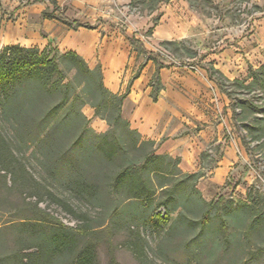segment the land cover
Instances as JSON below:
<instances>
[{
    "label": "rangeland",
    "instance_id": "obj_1",
    "mask_svg": "<svg viewBox=\"0 0 264 264\" xmlns=\"http://www.w3.org/2000/svg\"><path fill=\"white\" fill-rule=\"evenodd\" d=\"M153 2L0 0V29L11 43L51 48L58 57L78 52L89 66L101 67L114 93L131 89L134 76L143 75L146 117L175 101L189 103L194 123L184 132L193 137L191 156L168 152L166 136L155 140V149L178 158L183 173L196 175L185 187L195 183L206 201L223 197L226 228L213 223L200 235L197 226L172 229L170 223L147 220L141 208L117 207L122 194L110 185L114 195L104 206L72 200L89 216L86 231L49 197L37 207L29 185L15 183L0 157V264H25L27 253L37 244L50 249L55 230L63 228L76 251L95 247L98 264H264V87L252 85L249 77L250 68L264 62L237 69L235 78L225 63L234 52L247 60L245 45L264 44L259 34L264 0H158L151 9ZM83 112L95 132L108 130L90 104ZM132 113L123 101V118L139 131L129 119ZM19 157L44 183L51 182L33 150ZM146 212L165 209L152 206ZM133 230L144 246L139 252L131 247ZM72 253L58 255L53 264H72Z\"/></svg>",
    "mask_w": 264,
    "mask_h": 264
},
{
    "label": "trees",
    "instance_id": "obj_2",
    "mask_svg": "<svg viewBox=\"0 0 264 264\" xmlns=\"http://www.w3.org/2000/svg\"><path fill=\"white\" fill-rule=\"evenodd\" d=\"M153 1L151 9L158 0ZM249 77L252 85L264 87V64L250 68ZM129 86L124 93L112 92L105 85L101 67L89 66L74 50L58 57L47 47L4 46L0 51L3 169L13 175L15 183L29 185L38 199L37 207L49 197L80 219L86 231L91 228L89 216L72 200L104 206L114 195L110 185L122 194L117 207L141 208L147 220L170 223L172 229L197 226L200 235L213 223L225 229L223 197L206 201L195 183L185 187L196 175L183 173L176 164L178 158L157 153L155 140L144 138L123 118L122 105ZM87 104L95 109V116L107 121L108 130L97 133L90 127V119L83 112ZM29 150H33L50 183H44L21 161L19 155ZM152 206L155 211L164 208L165 213L150 215L146 211ZM133 232L131 247L139 252L144 248L140 232ZM74 243L68 230L57 229L50 249L47 243L37 244L26 254L25 264H53L65 251L74 252L72 264H98L94 246L86 244L76 251ZM70 245L74 247L69 250Z\"/></svg>",
    "mask_w": 264,
    "mask_h": 264
},
{
    "label": "crops",
    "instance_id": "obj_3",
    "mask_svg": "<svg viewBox=\"0 0 264 264\" xmlns=\"http://www.w3.org/2000/svg\"><path fill=\"white\" fill-rule=\"evenodd\" d=\"M262 21V20H261ZM259 21V22H261ZM47 21L45 22V24ZM47 25V24H46ZM264 27V20L263 25ZM4 27L0 29V51L9 44H15V42H9L6 40ZM259 34H264V30H260ZM245 55L248 56L247 60L243 58L244 53H233V57H230L226 63L227 73L231 77H237L240 72L239 68L245 69L248 64L257 63L258 61L264 62V44L254 47L245 45L243 48ZM241 55V58H238ZM235 68V70L233 69ZM143 75H139L134 79L131 89L124 100V108L127 105L132 106L135 114L131 115L129 119L139 129V131L145 136L153 140H160L163 136L169 137L167 140L166 150L170 153H176L187 159L191 156L193 137L189 134H185L184 130L189 129L188 125L194 123L192 121L193 107L188 105L189 103L181 104L178 101L172 102L169 106L164 107L161 112L154 114L153 117H146V110L149 103L147 96V89L143 85ZM124 111V110H123ZM155 117V118H154ZM192 117V118H191ZM225 159V158H223ZM222 159V162L224 161ZM228 160V159H227Z\"/></svg>",
    "mask_w": 264,
    "mask_h": 264
}]
</instances>
